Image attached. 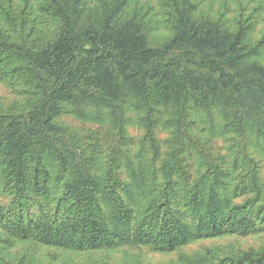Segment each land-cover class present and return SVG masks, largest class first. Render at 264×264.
<instances>
[{"label": "trees", "instance_id": "trees-1", "mask_svg": "<svg viewBox=\"0 0 264 264\" xmlns=\"http://www.w3.org/2000/svg\"><path fill=\"white\" fill-rule=\"evenodd\" d=\"M0 85V264H264V0H0Z\"/></svg>", "mask_w": 264, "mask_h": 264}, {"label": "rangeland", "instance_id": "rangeland-1", "mask_svg": "<svg viewBox=\"0 0 264 264\" xmlns=\"http://www.w3.org/2000/svg\"><path fill=\"white\" fill-rule=\"evenodd\" d=\"M1 87L0 85V92L2 91ZM255 242L257 243L256 238H220L198 241L173 253H158L143 248H119L87 254L62 252L31 243H19L5 250V254L10 260L19 257L21 254H26L33 264H131L135 261H141L143 264H179L181 253L189 254L200 246L213 244L248 246Z\"/></svg>", "mask_w": 264, "mask_h": 264}]
</instances>
